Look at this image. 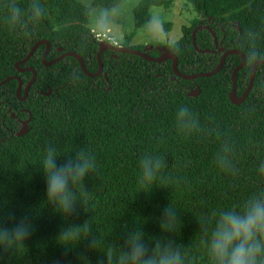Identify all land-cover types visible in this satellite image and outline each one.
<instances>
[{
	"label": "trees",
	"instance_id": "trees-1",
	"mask_svg": "<svg viewBox=\"0 0 264 264\" xmlns=\"http://www.w3.org/2000/svg\"><path fill=\"white\" fill-rule=\"evenodd\" d=\"M122 1L91 0L88 6L80 0H40L41 20L34 34L25 36L10 29L5 16L10 2L26 11L30 0H0V82L19 77L23 96L33 73L18 68L37 73L25 101L17 97V80L0 87V226L12 227L22 219L32 226L17 251L0 248V264H107L104 255L109 249L113 256L118 254L125 225L127 230L142 228L149 243L172 239L184 253L185 264H208L205 234L197 218L242 204L264 187V175L258 172L264 162V64L258 67L249 96L239 105L230 101L231 76L241 64L237 54L228 56L215 76L189 81L175 76L172 60L153 63L112 50L102 53L103 74L94 78L85 75L74 57L44 65L46 45L39 46L27 63L16 66L38 41L45 40L50 43L48 62L75 52L90 73H97L100 45L91 33V9L112 11ZM189 1L201 20L184 25L181 39L169 49L178 58L181 74L213 71L225 51L237 49L244 54L243 38L248 33L255 34L264 51V0ZM169 2L141 0L133 10L135 30L120 45L144 52L145 47L131 46L130 41L151 22L150 9ZM199 26L196 43L200 50H208L205 53L193 45V32ZM171 27L165 24V32ZM205 27L215 33L217 48ZM160 48V42L154 41L146 53L161 57L165 53ZM245 57L246 65L237 74L238 97L249 85L254 63L264 60V56ZM197 88L200 93L189 96ZM181 103L196 114L199 131L184 134L175 126V108ZM30 115L29 131L17 136L21 121ZM49 145L68 155L84 150L95 159V172L84 183L86 198L68 216L48 202L38 165ZM225 145L231 171L217 164ZM145 152L163 161L160 175L147 189L141 186L138 169V159ZM65 159L62 156L60 162ZM170 204L180 224L173 234H163L160 220Z\"/></svg>",
	"mask_w": 264,
	"mask_h": 264
},
{
	"label": "clouds",
	"instance_id": "clouds-1",
	"mask_svg": "<svg viewBox=\"0 0 264 264\" xmlns=\"http://www.w3.org/2000/svg\"><path fill=\"white\" fill-rule=\"evenodd\" d=\"M43 11L40 0H30L26 11L17 3L10 2L5 20L10 29L31 36L38 27ZM243 39L242 51L247 58L255 60L264 56L255 34L248 33ZM174 122L184 134L199 131L197 116L186 104L181 103L175 108ZM70 153L73 155L62 154L57 147L49 145L38 164L43 171L48 202L64 216L70 215L76 205L81 204V198H86L85 179L96 169L94 157L84 150ZM229 153L225 145L217 156L218 166L225 171L233 168ZM62 156H67V159L60 162ZM138 169L141 186L147 189L160 175L163 161L158 155L145 152L138 159ZM258 172L264 175V162L260 163ZM178 217L176 209L168 205L160 220L161 232L173 234L180 224ZM196 221L205 234L204 248L208 264H264V187L251 194L242 204L221 207L208 215L199 216ZM31 227L23 219L12 227L0 226V248L17 251L25 244ZM127 228L125 225L118 254L113 256L111 249L105 253L107 264H185L184 253L172 239H154L149 243L142 228ZM93 247H96V241Z\"/></svg>",
	"mask_w": 264,
	"mask_h": 264
},
{
	"label": "rangeland",
	"instance_id": "rangeland-1",
	"mask_svg": "<svg viewBox=\"0 0 264 264\" xmlns=\"http://www.w3.org/2000/svg\"><path fill=\"white\" fill-rule=\"evenodd\" d=\"M90 5L91 0H80ZM141 0H123L122 3L112 11L101 7L91 9L90 27L97 32L107 33L122 43L126 36L134 32L133 10ZM108 3L110 0H103ZM151 22L137 31L136 36L131 39L130 45L145 47L149 49L152 42H160L162 53H169L170 45L178 42L182 37L181 29L184 25H193L201 20L199 13L195 10L189 0H170L163 7H152L150 9ZM51 22V21H50ZM53 24V22H51ZM171 23L170 32H165L164 25ZM55 28H57L55 26Z\"/></svg>",
	"mask_w": 264,
	"mask_h": 264
},
{
	"label": "water",
	"instance_id": "water-1",
	"mask_svg": "<svg viewBox=\"0 0 264 264\" xmlns=\"http://www.w3.org/2000/svg\"><path fill=\"white\" fill-rule=\"evenodd\" d=\"M202 26H199L194 32H193V45H194V48L200 52V53H205V52H208V50H200L197 46V43H196V32L197 30L201 29ZM207 30H209L213 37H214V43H215V47L217 48L218 47V41H217V37L215 35V33H213V31L209 28V27H205ZM238 29H239V26H238ZM41 45H46V51L45 53L43 54V57H42V62L44 65L46 66H50V65H53L61 60H63L64 58L66 57H74L76 58L80 65H81V68H82V71L85 73V75H87L88 77H99L103 74V62H102V53L107 51V50H112L114 52H117V53H126V54H131V55H136V56H139L149 62H153V63H160V62H164V61H167V60H172L173 61V72L175 74V76L179 77V78H182L186 81H189V80H196L198 78H207V77H213L215 76L216 74H218L224 67V64L226 62V59L228 56L232 55V54H237L241 57V64L233 71L232 73V76H231V79H232V91L230 93V101L231 103L235 104V105H239L241 103H243L247 97L249 96L250 92H251V89L254 85V82H255V78H256V74H257V70H258V67L260 65H263L264 64V60L261 59V60H258L254 63V65L252 66V70H251V77H250V82H249V85L246 89V91L244 92V94L241 96V97H238L237 95V74L245 67L246 65V57L245 55L240 51V50H237V49H233V50H229V51H225L223 52V49L220 48L219 49V52H223L222 54V57H221V60H220V63L219 65L213 70V71H210V72H206V73H199V74H195V75H183L181 74L179 71H178V58L172 54V53H167V54H164L163 56L161 57H152L150 55H148L146 53V50L144 52H141V51H138V50H135V49H131V48H123V47H114V46H111V45H100V50L98 52V55H97V59H98V63H99V70L97 73H90L87 69H86V66H85V63L83 61V58L75 53V52H66V53H63L59 58L53 60V61H47V56L49 54V51H50V43L48 41H45V40H41V41H38L31 49V51L29 52V54L20 62L18 63L16 66L19 67L20 64H24V63H27L31 57L33 56L34 52L37 50V48ZM60 52H62V48L59 49ZM18 71L19 72H26V71H31L33 73V76L31 78V80L27 83L26 87L24 88V94L23 96L21 95L22 94V81L20 80L19 77L17 76H11V77H8L7 79H5L4 81L0 82V87L5 85L6 83H8L9 81L11 80H17L18 81V89H17V97L20 101H25L27 98H28V94H29V91L33 85V83L35 82L36 80V77H37V73L34 69L32 68H26V69H19L18 68ZM173 81L175 80V78L172 79ZM200 93V88H197L196 90H193L189 93V96H192V97H195L197 96L198 94ZM51 94V91L45 93L44 95H50ZM13 118H15L16 116L15 115H12ZM31 122V115L29 117V119H27L26 121L22 122V127L21 129L17 132V136L21 137L23 135H25L28 131H29V123Z\"/></svg>",
	"mask_w": 264,
	"mask_h": 264
},
{
	"label": "built area",
	"instance_id": "built-area-1",
	"mask_svg": "<svg viewBox=\"0 0 264 264\" xmlns=\"http://www.w3.org/2000/svg\"><path fill=\"white\" fill-rule=\"evenodd\" d=\"M92 35L94 36V39L99 43V45H112L115 47H119L120 43L110 35V32L107 31V33H101L97 32L94 29L91 30Z\"/></svg>",
	"mask_w": 264,
	"mask_h": 264
},
{
	"label": "flooded vegetation",
	"instance_id": "flooded-vegetation-1",
	"mask_svg": "<svg viewBox=\"0 0 264 264\" xmlns=\"http://www.w3.org/2000/svg\"><path fill=\"white\" fill-rule=\"evenodd\" d=\"M24 121H26V120H24ZM24 121H21V127H22V122H24ZM21 129V128H20Z\"/></svg>",
	"mask_w": 264,
	"mask_h": 264
}]
</instances>
